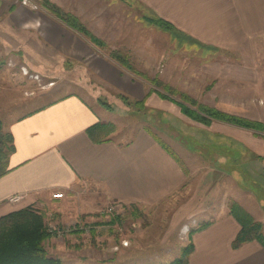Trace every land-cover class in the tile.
<instances>
[{
    "label": "crops",
    "instance_id": "crops-1",
    "mask_svg": "<svg viewBox=\"0 0 264 264\" xmlns=\"http://www.w3.org/2000/svg\"><path fill=\"white\" fill-rule=\"evenodd\" d=\"M9 1L0 2V13L5 16L0 19V46L4 51H21L23 56L73 58L77 63L70 64V68L79 75L70 83L81 90L67 91L60 98L27 111L24 106L29 103H25L23 96L17 102L11 100L14 108L10 111H5L0 101V114L4 111L8 114L5 129L13 134L16 147L10 157L11 171L0 177V217L28 207L62 217L64 225L71 218L83 221L85 216L82 225L86 230L54 235L46 241L51 256L63 263L65 258H74L78 264L95 261L89 253L92 249L108 252L112 246L105 238L103 243L94 240L96 236L104 237L99 235H104L107 226L86 220L90 214L100 212L101 204L112 202L114 211L131 208L136 215L145 208L152 210L164 205L172 216L166 222L167 230L181 234L185 247L193 244L188 264H264V246L259 241L233 246L241 225L223 203L222 178L217 180L213 175L209 180L211 189L201 192L200 182L198 186L191 184L190 174L184 172L176 155L170 154L143 127H134L129 130L131 135H127L124 128L117 126L110 140L102 142H95L88 135V128L109 119L104 117L102 108L90 104L83 92L97 100L99 95H114L112 91L116 89L142 100L147 95L146 83L109 58L97 56L94 51L86 53L90 46L82 35L48 13L35 12L27 5L8 11ZM50 1L86 24L99 17L103 21L112 20L111 10L116 7L140 9L141 21L145 14L163 18L174 26V31L168 33L184 34L187 44L198 46L204 61L220 56L221 61L213 67L206 62L202 67L204 77L208 75L214 81L233 82L234 78H240L234 75V60L221 56L234 52L252 54L245 45L255 36H264V0ZM28 56V67L23 65L25 71L31 65L50 68L54 64V69L64 66L63 62L52 63L42 57L31 63ZM250 71L248 78L253 74ZM66 85L73 87L69 82L61 86ZM159 99L151 95L147 102L156 108L166 107ZM224 133L234 140L233 130L225 129ZM217 159H212L211 166L218 167L220 172L222 167L216 163ZM203 160L205 167L207 159ZM248 178L264 189L263 175ZM238 188L232 197L264 224V195L252 187L246 189L241 183ZM57 192L64 193V197L54 198ZM16 194H21L22 199L11 202L10 197ZM83 251L88 255H83Z\"/></svg>",
    "mask_w": 264,
    "mask_h": 264
},
{
    "label": "rangeland",
    "instance_id": "rangeland-1",
    "mask_svg": "<svg viewBox=\"0 0 264 264\" xmlns=\"http://www.w3.org/2000/svg\"><path fill=\"white\" fill-rule=\"evenodd\" d=\"M18 5H27L35 12H46L70 28L43 5V0H10L8 11H12ZM62 11L67 12L64 9ZM111 12L113 15L110 21H103L102 17H99L87 24L84 23L93 34L107 44L104 48H97L82 36L86 44L90 46L86 49V53L94 51L97 56L109 58L115 62L110 52L121 50L127 54L135 71L124 69L146 83L147 95L148 93L150 95L147 97L145 109L141 112L128 106L121 97L126 94L116 89L112 93L117 97L103 94L99 95L97 100L83 92L90 104L102 108L104 117L109 119L107 122L114 121L117 124L113 122L116 127L124 128L127 135H131L129 130L134 127H143L164 141L183 165L184 172L190 174L191 184L198 186L200 182L201 192L205 188L211 189L212 183H209V180L213 179V175L217 180L222 178L224 205L230 207L232 202H237L232 196L239 190V183L246 189L252 187L254 191L264 195L263 186L250 182L248 178L264 176V133L218 120H213L211 124L199 122L183 113L178 104L182 100L180 97L182 93L197 102V105L191 108L205 105L232 115L264 122V36H255L245 45L253 51L252 54L234 52V55L221 56L234 60V75L240 78H234L233 82L214 81L208 75L204 77L206 73L202 67L206 64L213 67L219 63L221 61L219 55L212 56L207 60L208 62L204 61L198 46L187 44L182 35L175 36L144 19L141 21L143 12L140 9L116 7ZM4 17L0 13V19ZM26 56L17 50L13 53L5 52L0 46V96L2 95L0 101L5 106V111L12 110L14 105L10 103L11 100L14 99L17 102L19 98H22L21 96L25 103H29L24 106V110L27 111L52 102L67 91L81 90L70 83L79 75L70 68V64L73 63L74 66L77 63L73 58L52 55L39 57L30 54L28 57L31 63L42 57L52 63L63 62L64 66L61 68L59 65L57 69H54V64L50 68L48 65H43L38 67L39 70L31 65V68L25 71L23 65L28 67ZM250 70L253 74L248 78L251 74ZM66 82L73 87L61 86ZM91 82L94 86L95 82L93 80ZM159 83L168 85L174 92H168ZM59 86L63 88L58 90ZM151 95L160 98L159 100L167 106L156 108L148 104L147 101ZM165 95L169 98H164ZM102 101L111 104L115 110L106 108ZM5 111L0 114V121L3 124L6 121L5 117H8ZM225 129L234 131V140L224 133ZM214 158H218L217 164L221 163L220 172L218 167L211 166ZM203 159H207L205 167H202ZM205 177L206 183L203 182ZM195 190L192 189V194ZM112 205H114L112 202L101 204L100 212L90 214L91 217L86 219L107 226L104 235H99L104 237L98 239L96 236L94 240L103 243L102 240L105 238L106 242L112 245L110 251L107 252L101 248L92 249L89 253L93 254L95 261L78 264H168L180 257L185 248L182 235L167 230L169 224L166 222L172 216L164 205L152 210L145 208L139 215L134 214L131 208H124L121 211L118 209L111 213L108 209ZM32 208L44 212L50 228H64L63 230L70 228L65 234L75 233L76 231L73 230L75 225L80 224L83 227L82 222L85 216H82L83 221L81 218L77 221L71 218L68 224L64 225L62 217L47 215L41 208ZM54 208L52 206L51 209ZM124 242H127V245H124ZM83 255H88V252L83 251ZM64 264H75L74 258H65Z\"/></svg>",
    "mask_w": 264,
    "mask_h": 264
},
{
    "label": "trees",
    "instance_id": "trees-1",
    "mask_svg": "<svg viewBox=\"0 0 264 264\" xmlns=\"http://www.w3.org/2000/svg\"><path fill=\"white\" fill-rule=\"evenodd\" d=\"M43 5L70 28L85 37L94 46L97 48L106 47V42L93 34L79 17L70 12H63L61 7L50 0H43ZM143 19L149 23L155 24L164 31H174L173 24L156 15L151 16L145 14ZM173 35L184 36V34ZM110 56L120 66L129 70H134L129 57L121 50L117 49L111 51ZM160 85L168 92H174L168 85H163L162 83ZM149 95L150 93L142 100L132 99L126 95H122L121 97L128 106L134 107L141 112L145 109L146 100ZM163 97L169 98L168 95ZM180 97L182 100L178 102V104L181 106L182 112L192 119L205 124H211L213 120H218L244 129L264 133L263 121L232 115L205 105H198L197 108H191V106L197 105V102L190 96L182 93H180ZM102 102L109 110H115L111 104L105 101ZM116 129L117 127L113 122L100 121L88 128L87 133L93 141L102 142L110 140V136ZM152 135L175 157V154L164 141L158 139L156 135ZM15 149L13 134L7 131L4 124L0 121V177L11 171L10 157L15 152ZM230 211L241 225V230L233 246L237 248L253 240L259 241L264 246L263 223L254 219V217L237 202H232ZM45 218L44 212L32 207L20 209L0 217V264H64L60 258L51 256L46 249V241L54 236L55 232L47 225ZM193 250L194 247L191 243L184 248L180 257L175 258L168 264H188L189 257Z\"/></svg>",
    "mask_w": 264,
    "mask_h": 264
},
{
    "label": "built area",
    "instance_id": "built-area-1",
    "mask_svg": "<svg viewBox=\"0 0 264 264\" xmlns=\"http://www.w3.org/2000/svg\"><path fill=\"white\" fill-rule=\"evenodd\" d=\"M22 197L23 196L21 194H16V195H13V196L10 197V201L16 203V202H19L22 199ZM63 197H64V193L57 192V193L54 194V198H56V199H61ZM109 211L110 212L114 211V208L111 207L109 209ZM83 228L86 230V227H84V226L83 227H80L79 225H75V227L73 228V230L74 231H77V230L83 229ZM51 229L54 230L55 235H57V236H63L64 233H66V232H68L70 230V228H68V230H63V229H60V228L59 229H56L55 227H53ZM126 243L127 242H124V245H127Z\"/></svg>",
    "mask_w": 264,
    "mask_h": 264
}]
</instances>
